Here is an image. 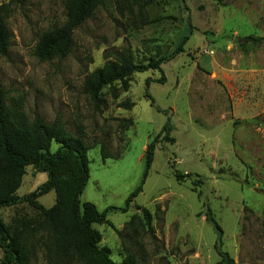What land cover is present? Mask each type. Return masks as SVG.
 <instances>
[{
    "label": "rangeland",
    "instance_id": "1",
    "mask_svg": "<svg viewBox=\"0 0 264 264\" xmlns=\"http://www.w3.org/2000/svg\"><path fill=\"white\" fill-rule=\"evenodd\" d=\"M146 2L145 9L134 6L120 15L106 0L75 29L66 57L41 61L35 45L44 31L62 25L65 0H0L8 4L11 34L7 54L0 55V88L29 119H59L93 146L80 203L91 202L99 212L125 208L142 184L125 212L106 213L110 225L94 224L113 261L130 251L140 264H217L216 234L205 218L209 206L234 264H264V0ZM185 35L183 51L163 61L161 72L132 73L126 89L114 83L115 96L106 86V108L96 109L83 93L85 78L123 49L147 62L170 54ZM122 102L134 106L119 107ZM119 118L131 119L132 126L119 128ZM167 121L173 141H156ZM150 143L154 154L144 178ZM101 144L110 155L104 162ZM57 147L52 141L50 151ZM46 179L28 166L16 194H28ZM38 201L52 206L54 191ZM142 208L152 216L151 230ZM27 214L24 205L0 208L11 227L10 218ZM31 264H46L41 251Z\"/></svg>",
    "mask_w": 264,
    "mask_h": 264
},
{
    "label": "trees",
    "instance_id": "2",
    "mask_svg": "<svg viewBox=\"0 0 264 264\" xmlns=\"http://www.w3.org/2000/svg\"><path fill=\"white\" fill-rule=\"evenodd\" d=\"M105 1L65 0L64 22L39 35L34 48L35 57L41 61L66 57L74 47L75 29L90 18L98 7L103 6ZM111 1L120 15L126 11L131 12L134 6L141 11L147 3L146 0ZM7 5L0 4V55H6L10 46L11 34L6 24ZM188 38L189 35L183 36L170 54L150 58L147 62L135 61L130 48L123 49L85 78L83 93L96 109L106 108L107 102L102 94L106 86L112 88L115 96L114 83L119 82L126 89L125 81L132 73L148 69L161 72L162 62L182 52ZM262 39L244 37L245 41L252 42ZM163 79L153 81L162 82ZM145 97L153 102L147 92ZM7 101V92L0 88V208L24 205L29 214L10 218L12 227L0 217V264H31L38 251L42 252L46 264H140L138 257L130 251L124 254L120 262L113 261L110 249L100 245L102 234L94 224L110 225L106 213L111 210L125 212L127 205L142 191V184L129 194L125 208L107 207L99 212L91 202L80 203L79 197L89 178L87 152L93 146L69 133L61 120L54 119L47 123L39 116L29 119L18 104H9ZM120 106L131 108L134 103L122 102ZM132 124L129 118L118 119V127L123 130H128ZM172 128L171 122L167 121L156 135V141L172 142ZM52 141L58 145L55 151H50ZM100 152L103 162L110 157L105 144L100 145ZM153 154L154 144L150 143L144 155V178ZM28 166L33 167L37 173H46L47 179L35 190L19 196L16 192ZM175 177L179 179L177 173ZM51 190L55 193L54 204L45 207L38 198ZM197 194L200 196V191ZM142 214L145 224L151 230V214L146 208H142ZM205 218L212 224L216 234L214 249L219 256L217 264H234V260L222 249L223 230L209 206H206ZM34 220V223H29ZM23 221L25 224L22 225ZM118 235L121 237L120 232Z\"/></svg>",
    "mask_w": 264,
    "mask_h": 264
},
{
    "label": "water",
    "instance_id": "3",
    "mask_svg": "<svg viewBox=\"0 0 264 264\" xmlns=\"http://www.w3.org/2000/svg\"><path fill=\"white\" fill-rule=\"evenodd\" d=\"M234 41H236V38H234Z\"/></svg>",
    "mask_w": 264,
    "mask_h": 264
}]
</instances>
